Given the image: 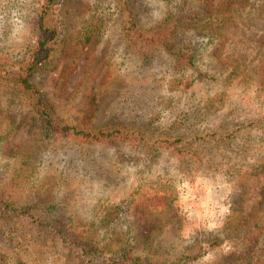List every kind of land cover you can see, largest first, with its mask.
<instances>
[{
	"label": "rangeland",
	"instance_id": "obj_1",
	"mask_svg": "<svg viewBox=\"0 0 264 264\" xmlns=\"http://www.w3.org/2000/svg\"><path fill=\"white\" fill-rule=\"evenodd\" d=\"M230 1L210 0L208 7L204 0H130L142 28L166 20L170 30L168 46L144 48L124 37L123 13L112 9V0H65L57 7L65 41L48 70L32 80L56 123L80 126L93 95L96 107L86 127L125 128L132 136L100 142L46 135L27 94L3 89L0 195L20 205H61L76 222L90 224L107 203L171 188L175 216L145 213L167 227L140 254L156 262L199 253L188 264H264V91L249 80L264 57V0H243L244 6ZM231 5L226 23L217 24L216 14ZM207 8L210 14L202 15ZM7 33L8 47L30 35L26 29ZM235 64L240 66L229 79L225 69ZM179 138L190 141L183 147L200 150L204 164L211 157L213 166L191 159L184 172L172 147L158 144ZM221 157L226 165L215 166ZM241 213L250 214L242 224L253 222L257 233L240 226ZM229 216L234 226L225 230ZM240 253L249 259L237 258ZM0 264L62 263L0 243Z\"/></svg>",
	"mask_w": 264,
	"mask_h": 264
},
{
	"label": "trees",
	"instance_id": "obj_2",
	"mask_svg": "<svg viewBox=\"0 0 264 264\" xmlns=\"http://www.w3.org/2000/svg\"><path fill=\"white\" fill-rule=\"evenodd\" d=\"M112 1V9L116 7L123 13L124 37L131 45L144 48L159 45L168 46L166 41L170 30L166 20L160 21L156 26L142 28L138 24L137 14L130 6V0ZM240 1L243 6L246 5L243 0H231L230 4ZM5 2V4L0 3V16H2L0 26L5 27L0 37V91L16 89L27 94L32 106L36 109L40 127L46 135L51 133L70 134L84 140L94 139L100 142L118 137H131L132 134L125 128H111L106 125L99 128L86 127L87 122L84 121L89 120V116L96 107L93 95L87 98L80 126L55 122L53 107L35 86L32 76L35 73L48 70L53 58H57L60 46L65 41V25L62 21L60 8L57 9L65 0H5ZM204 4L209 7L210 0H204ZM235 5L228 6L224 13L221 12V15L216 14L217 24L226 23ZM209 12L210 8H207L205 14L202 15ZM262 12L264 13V3L261 8ZM50 15L57 18L54 23L50 21ZM24 29L29 31L30 35L25 36L19 46L8 47L6 38L9 34L7 32L10 30L11 35L14 36L15 32ZM262 45H264V38ZM186 58L191 62L193 57L187 55ZM181 59L183 60L184 57ZM239 66V64L227 65L225 70L228 72L229 79L236 76ZM251 73L249 75L250 84L257 86L258 89L262 87L263 92L264 57H261L253 66ZM261 127L264 133V114L261 116ZM217 135L214 134L216 136L214 140H222ZM197 136L195 135L193 138L199 142H205V140L202 141L204 138ZM262 140L264 141V137ZM188 141L182 138L173 141L165 139L158 144L161 147H172V150L178 155L184 172L186 164L190 163L191 159L196 164L197 161H200L204 168L212 167L211 157L207 156V163L204 164L203 154L200 150L183 147ZM181 142V146L175 145ZM224 165H226L224 157L215 163V166L218 167ZM261 168L264 169V160L261 163ZM161 188L156 187L154 192L149 193L143 199L129 195L119 203L113 202L112 205L107 203L110 206H107L106 210L103 209V216L90 224L76 222L69 210L61 205H20L14 200L0 195V243L19 248L27 254L35 253L59 258L62 264H188L190 260L197 258L199 253L196 255L187 254L184 257L177 255L175 260L163 262H156L149 256L140 254L144 250L145 244H152L155 237L159 236L167 227V223L160 217L149 219L145 217V213L159 215L170 211L171 215L175 216L174 193L171 188ZM259 204L260 219L262 218L261 232H263L264 188ZM249 216V213L239 215L240 226H248L249 232L257 233L258 231H254V228L258 225L253 222L242 224L251 221ZM232 221L233 218L229 216L224 225L225 230L229 229ZM236 256L243 260L249 259L248 253H240Z\"/></svg>",
	"mask_w": 264,
	"mask_h": 264
}]
</instances>
